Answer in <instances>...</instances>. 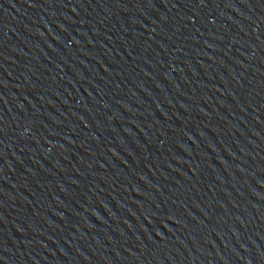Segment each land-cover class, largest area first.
<instances>
[{"label":"water","instance_id":"obj_1","mask_svg":"<svg viewBox=\"0 0 264 264\" xmlns=\"http://www.w3.org/2000/svg\"><path fill=\"white\" fill-rule=\"evenodd\" d=\"M0 264H264V0H0Z\"/></svg>","mask_w":264,"mask_h":264}]
</instances>
